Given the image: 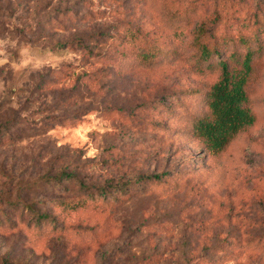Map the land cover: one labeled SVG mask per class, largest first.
I'll return each instance as SVG.
<instances>
[{"label":"rangeland","instance_id":"rangeland-1","mask_svg":"<svg viewBox=\"0 0 264 264\" xmlns=\"http://www.w3.org/2000/svg\"><path fill=\"white\" fill-rule=\"evenodd\" d=\"M165 1L0 0V264H264V52L248 87L258 121L215 156L189 132L215 80L189 41L228 3L171 0L197 3L178 40ZM258 8L235 0L232 29ZM128 28L165 46L157 66L133 59ZM80 182L130 184L105 200Z\"/></svg>","mask_w":264,"mask_h":264},{"label":"trees","instance_id":"trees-1","mask_svg":"<svg viewBox=\"0 0 264 264\" xmlns=\"http://www.w3.org/2000/svg\"><path fill=\"white\" fill-rule=\"evenodd\" d=\"M226 2L228 6L225 5L224 12L215 11L192 28L189 41L193 50L189 58L191 66L196 72L215 75V80L205 93L207 111L190 117L189 132L200 139L215 156L222 155L233 141L258 121L248 87L255 78L256 56L264 52V22L259 20L264 12L258 8L255 12L256 22H248L243 28L234 31L230 22L233 16H229L228 7L234 6L235 0ZM196 11L197 3L194 1L185 7L175 5L171 0L165 1V16L178 40L186 37ZM124 40L130 44L133 59L141 67L157 66L160 58L166 54L164 45L150 35L141 33L139 29L128 28L124 31ZM83 48L86 62L91 64L89 60L97 57L92 55L89 45ZM165 174H150L141 178L160 181ZM73 177V173L61 172L53 179L56 181ZM129 184H114L111 189L95 185V189L91 190L93 186L80 182V188L91 198L103 197L107 200L113 193L129 192ZM69 204L73 208L85 207L86 201L78 198ZM47 218V215L42 214L34 216L38 223ZM249 241L257 245L260 243L254 238Z\"/></svg>","mask_w":264,"mask_h":264}]
</instances>
